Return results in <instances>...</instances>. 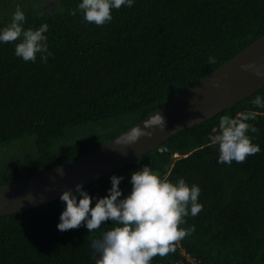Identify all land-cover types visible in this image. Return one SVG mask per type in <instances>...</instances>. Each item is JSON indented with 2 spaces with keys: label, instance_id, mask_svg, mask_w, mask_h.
<instances>
[{
  "label": "trees",
  "instance_id": "16d2710c",
  "mask_svg": "<svg viewBox=\"0 0 264 264\" xmlns=\"http://www.w3.org/2000/svg\"><path fill=\"white\" fill-rule=\"evenodd\" d=\"M80 0H0V27L17 5L25 28L47 23V63L15 55L19 42L0 44V149L29 144L34 153L0 161V186L71 162L115 139L264 36V0H136L102 26L88 23ZM76 9V14H71ZM216 57L209 64L208 58ZM264 89L204 123L181 131L113 174L131 191V173L150 165L175 183L183 177L201 188L203 209L185 217L195 231L175 251L152 264H264ZM254 111L249 133L261 151L243 163H217L218 145L208 137L223 115ZM174 154L179 157L174 159ZM106 176L84 189L103 197ZM94 206V202L93 205ZM59 199L0 219V264H96L89 233L57 229Z\"/></svg>",
  "mask_w": 264,
  "mask_h": 264
},
{
  "label": "clouds",
  "instance_id": "9594fccd",
  "mask_svg": "<svg viewBox=\"0 0 264 264\" xmlns=\"http://www.w3.org/2000/svg\"><path fill=\"white\" fill-rule=\"evenodd\" d=\"M135 3L136 0H80L78 10L83 13L86 22L102 26L113 20L114 9L121 6L130 8ZM76 11L73 9L71 14L75 15ZM25 22V12L17 5L11 22L0 27V44L19 40L15 45L17 57L35 63L39 55L40 61L47 63L53 55L46 35L50 26L43 23L35 29L25 28ZM208 63H216V57L210 56ZM242 67L255 69L258 77H264V71L255 65ZM252 103L264 109V96H256ZM254 119V111H241L235 117L223 115L220 118L219 130L213 129L214 134L208 137L211 145H218L217 163H243L247 157L261 151L249 134L258 132L249 123ZM162 126H165L164 117L156 113L144 123L143 129L136 126L126 134L127 143H135L142 136L151 135L144 129ZM57 171L63 174L62 169ZM123 180V176L113 174L110 177L111 187L103 197L91 195L83 184H77L74 190L64 191L60 200L65 207L57 229L64 232L78 229L83 224L89 233H93L102 224L111 221L115 226L103 231L91 242V247L98 253L96 264H152L153 257L174 252V242L195 231V225L187 228L180 225L187 223L185 217L189 214L195 217L202 211L203 204L198 199L201 188L198 184L189 185L183 177L173 183L162 178L150 165L131 173V191L127 195L120 187Z\"/></svg>",
  "mask_w": 264,
  "mask_h": 264
},
{
  "label": "water",
  "instance_id": "95a60500",
  "mask_svg": "<svg viewBox=\"0 0 264 264\" xmlns=\"http://www.w3.org/2000/svg\"><path fill=\"white\" fill-rule=\"evenodd\" d=\"M243 65H255L264 71V36L133 126L143 129L144 123L156 113L162 115L165 126L144 129L151 135L129 144L126 134L132 127L71 162L0 186V219L55 201L77 184L85 188L135 162L181 131L213 119L264 89V77H258L255 69L246 70ZM57 169H62L63 174Z\"/></svg>",
  "mask_w": 264,
  "mask_h": 264
},
{
  "label": "rangeland",
  "instance_id": "374dc122",
  "mask_svg": "<svg viewBox=\"0 0 264 264\" xmlns=\"http://www.w3.org/2000/svg\"><path fill=\"white\" fill-rule=\"evenodd\" d=\"M31 139L29 144L27 143V140L25 141H18L17 143H15V146H8L5 147L4 149H0V161L5 160L8 157H14V156H19L21 157L24 154H30L31 152L34 153L35 149L33 146V142L34 139L33 138H29Z\"/></svg>",
  "mask_w": 264,
  "mask_h": 264
},
{
  "label": "built area",
  "instance_id": "2783aa9c",
  "mask_svg": "<svg viewBox=\"0 0 264 264\" xmlns=\"http://www.w3.org/2000/svg\"><path fill=\"white\" fill-rule=\"evenodd\" d=\"M179 155L178 154H175L174 155V158H177ZM177 242H179V240H177Z\"/></svg>",
  "mask_w": 264,
  "mask_h": 264
}]
</instances>
